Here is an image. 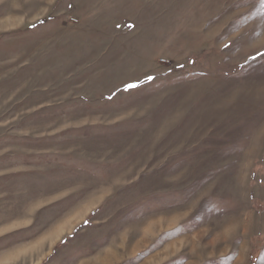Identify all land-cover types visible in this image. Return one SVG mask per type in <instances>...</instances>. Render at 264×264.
<instances>
[{"label":"rangeland","instance_id":"1","mask_svg":"<svg viewBox=\"0 0 264 264\" xmlns=\"http://www.w3.org/2000/svg\"><path fill=\"white\" fill-rule=\"evenodd\" d=\"M0 264H264V0H0Z\"/></svg>","mask_w":264,"mask_h":264},{"label":"bare ground","instance_id":"2","mask_svg":"<svg viewBox=\"0 0 264 264\" xmlns=\"http://www.w3.org/2000/svg\"><path fill=\"white\" fill-rule=\"evenodd\" d=\"M96 202H97V198L96 197H91L90 196L89 198L85 199V201L77 207V209L71 214V216L69 218L67 217L62 223L57 224L56 227L54 229H52V231H50L48 235L42 236L41 238L38 239V242H40L39 243L40 247L42 246V244L50 243L49 236L53 235L54 239H55V238H57L58 236H60L61 234H63L65 232L66 227L68 229H70L73 226V223L75 221L81 219L82 216H84L86 214V212L89 209H91V207H93L95 205ZM168 220L172 221V220H174V218H170ZM160 222H159V224H160ZM65 225H67V226L65 227ZM152 226H155V224L154 223L149 224L147 227L144 228L145 231H147V232L150 231V228ZM144 229H143V231H144ZM170 249H173V248H170ZM109 258L110 257H109V254H108V256L106 257V260L108 261Z\"/></svg>","mask_w":264,"mask_h":264},{"label":"crops","instance_id":"3","mask_svg":"<svg viewBox=\"0 0 264 264\" xmlns=\"http://www.w3.org/2000/svg\"><path fill=\"white\" fill-rule=\"evenodd\" d=\"M82 201H83L82 199L79 200L78 204L81 203ZM102 201H104V200H102ZM97 205H98V204H97ZM96 207H97V206H96ZM83 221H84V220H83ZM93 222H96V221H93ZM174 233H175V232H174ZM174 233H173V234H174ZM110 240H111V239H109L107 242L103 243V245H101L100 248H104V247H106V246L109 244Z\"/></svg>","mask_w":264,"mask_h":264}]
</instances>
